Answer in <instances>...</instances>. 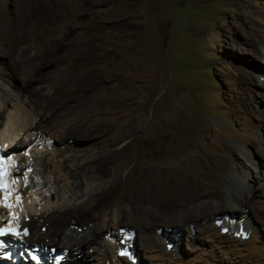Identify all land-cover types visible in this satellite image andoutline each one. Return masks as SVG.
I'll return each mask as SVG.
<instances>
[{
	"label": "rangeland",
	"instance_id": "rangeland-1",
	"mask_svg": "<svg viewBox=\"0 0 264 264\" xmlns=\"http://www.w3.org/2000/svg\"><path fill=\"white\" fill-rule=\"evenodd\" d=\"M0 14L24 22L0 38V137L26 142L7 154L28 175L16 186L48 161L34 180L49 189H27L20 213L59 193L93 207L88 192L114 185L79 264H264V168L244 141L263 134L252 124L264 112V0H0ZM224 160L252 188L237 213L214 216L223 200L186 198ZM47 243L15 262L56 264L63 236Z\"/></svg>",
	"mask_w": 264,
	"mask_h": 264
},
{
	"label": "bare ground",
	"instance_id": "bare-ground-1",
	"mask_svg": "<svg viewBox=\"0 0 264 264\" xmlns=\"http://www.w3.org/2000/svg\"><path fill=\"white\" fill-rule=\"evenodd\" d=\"M8 17L5 14H0V38L12 37L13 33H15L14 32L15 28L24 24V22H22L20 19L18 20V22H15V21L12 22L11 20H9ZM18 30H20V29H18ZM19 43H21V41H19ZM258 71L264 73V67L258 68ZM248 78L252 82H254L255 79H257L255 73L254 74H248ZM5 111H6L5 107L0 111V119L4 116ZM58 122H60V120H58ZM0 125H1V121H0ZM252 125H254V128L263 131V134L251 135L250 137L244 138L245 146L252 148V150H251L252 152L245 153V157L250 159L252 156H256V158L258 159V164L260 165V168H264V112L263 111H261V110L258 111L257 119L255 120L254 124H252ZM36 126H38V125L32 126L31 130H35ZM6 129H7V126H6ZM19 130H21V129H19ZM19 134H20V132H19ZM19 137H17V135L15 137H12V136L6 135L5 133L2 134V137H0V144H1L2 149L6 155L9 153L12 154V152L13 153L16 152V150L18 148L22 149L26 145V142L21 141L22 138L21 137L19 138ZM242 140H243V138H242ZM253 148L257 149L258 157H257V154H255V152H253ZM6 160L8 162V168L10 171L9 180L11 181V183H10V190L8 192H1L0 193V205H5V206L9 207L8 212L11 213V217L7 218V221H5L3 216L4 217H6V216L4 214H1V211H0V224H4V225L6 223L18 224L19 225V233H18L17 237H15V238H6V239H10L11 241H13V242H10L9 244L6 243V241H5V243L0 241V246H1V244L4 246H5V244H8L7 246H9V248H10L9 249L10 251L5 252V253H3V256H0V264H17V263L23 264L22 261L15 262L16 255L24 253V254H26L25 257H27V254H29L31 251H33L34 253L41 252L43 255H46L48 252L46 246L49 245L47 242L53 241V239L56 235L57 236H63L64 244L61 248L64 249V251H65V254H64V251H62V250H56V252H55L52 249L57 255L63 256V254H64L62 259L56 260V264H66V263H68V261H73L76 264H79L80 259L75 255L74 251H79L80 248L83 247V245L87 244V242L89 240V235L87 234V231L89 229H91L90 231L92 234H95L97 232V228L96 229L91 228L90 225H92L94 222L100 220L103 213L108 211V209H110L112 204H110V203L106 204V201L108 198H110V196L112 194L111 189L114 188V185L111 184L112 186H110L108 189H105V188L104 189H95V190H91V192L90 191L88 192L89 196L87 197V203L93 201L94 202L93 207H87L84 202L79 203L80 200H78L79 202L77 201L79 204L74 203L72 205V204L68 203L70 201H68V202L63 201L64 196L59 193V197H61L62 199H60L57 203H54L52 205H49L45 199L41 200L42 199L40 197L41 195L37 196V197L35 196L38 199V205H39L38 212H39V214L36 216H34L28 212H26L25 214L24 213L22 214L19 212L20 205L18 206V204L21 202L20 200H22V196L27 191V189L34 190L35 193L37 194V192L39 193V192H42L43 190L44 191L48 190L50 187L49 182L38 183L37 181L34 180V179H36V177H38L40 175L39 169H36V168L43 166L44 172H46L47 166H48V161L44 160L43 158L42 159L36 158V160L34 159L33 161H31L32 166L35 167L34 171L31 174L32 177H34V179H32V181H27V184L25 186H21V187L19 186L18 187V186H16V183H15L16 177L21 176V175H23V176L27 175L26 168L16 170L15 166H14V160L16 161L17 159H12V157H9L7 155ZM194 160L195 159L193 158V161ZM233 161H236V160L233 159ZM239 164H241V163L236 161V167H238ZM61 166L64 169L67 167L64 164ZM227 167H228V161L226 162L224 160L223 167L216 174L214 184L212 183L213 181L211 182V184L206 183L205 180L201 177V179H199V181H198V186L194 187V192H193L194 196L189 198V199L186 198V201L193 202L195 200H205L207 198H215V199L219 198V199L224 201V203L222 204L223 209L220 211H216L213 214L214 216L215 215H222V214H229V213H231V214L237 213V211L239 210L238 207H241L243 204V199L247 198L246 189L250 190V188H252V186L249 185L248 183H243V185H241V186L245 187V189H243V187H241L237 183H235L231 179V177H230L231 175L226 172ZM203 171H205V170H203ZM26 179H28V178H26ZM245 179H247V178L245 177ZM49 192L50 191H48V193ZM36 194H34V195H36ZM74 198H75V200H77L78 196L75 195ZM18 199L20 202H18ZM23 199H24V197H23ZM232 201L236 202L237 206H235V207L232 206V204H231ZM20 215H22V216H20ZM24 217H26V218H24ZM9 219H11V220H9ZM85 221H87V224H84ZM103 224L105 225L106 223L104 222ZM31 225H32L33 229L29 230L28 226H31ZM75 226H78L79 229L71 228V227H75ZM26 229L28 231H25ZM29 243H33V244L42 243V246H40V245L36 246V247L40 248V249H38L39 252L37 251V249H36V252L34 251L35 247H33V248H30L31 246L28 247L29 245L27 246L26 244H29ZM73 243H75V245H76V243H78V246L72 245ZM0 249H1V247H0ZM28 249L31 251H29ZM14 252H16V253H14ZM0 254H2V253H0ZM40 257H42V256L40 255ZM69 257L70 258L72 257L73 260L69 259ZM64 258H65V260L63 261ZM40 263H43V262L40 261Z\"/></svg>",
	"mask_w": 264,
	"mask_h": 264
},
{
	"label": "snow or ice",
	"instance_id": "snow-or-ice-1",
	"mask_svg": "<svg viewBox=\"0 0 264 264\" xmlns=\"http://www.w3.org/2000/svg\"><path fill=\"white\" fill-rule=\"evenodd\" d=\"M5 233L3 231H0V235H4Z\"/></svg>",
	"mask_w": 264,
	"mask_h": 264
}]
</instances>
